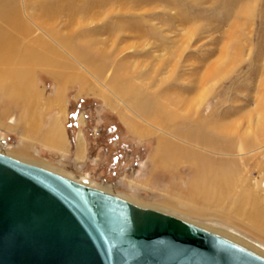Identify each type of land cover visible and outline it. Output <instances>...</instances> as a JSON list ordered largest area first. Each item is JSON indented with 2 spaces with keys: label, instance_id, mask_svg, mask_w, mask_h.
Wrapping results in <instances>:
<instances>
[{
  "label": "rangeland",
  "instance_id": "374dc122",
  "mask_svg": "<svg viewBox=\"0 0 264 264\" xmlns=\"http://www.w3.org/2000/svg\"><path fill=\"white\" fill-rule=\"evenodd\" d=\"M16 4L20 29L12 34L0 20L16 40L11 69L19 75L14 100L7 101L8 85L0 91V152L264 257V0ZM52 134L62 148L43 143ZM213 165L238 170L229 195L213 179L206 196ZM195 182L191 201L202 213L188 204ZM246 191L260 203L246 216L259 236L222 214Z\"/></svg>",
  "mask_w": 264,
  "mask_h": 264
},
{
  "label": "water",
  "instance_id": "95a60500",
  "mask_svg": "<svg viewBox=\"0 0 264 264\" xmlns=\"http://www.w3.org/2000/svg\"><path fill=\"white\" fill-rule=\"evenodd\" d=\"M0 264H264V257L0 153Z\"/></svg>",
  "mask_w": 264,
  "mask_h": 264
},
{
  "label": "bare ground",
  "instance_id": "6f19581e",
  "mask_svg": "<svg viewBox=\"0 0 264 264\" xmlns=\"http://www.w3.org/2000/svg\"><path fill=\"white\" fill-rule=\"evenodd\" d=\"M0 20L3 22V23H8L10 29L12 30V34L14 33L16 27H17V24L19 23V15H18V8H17V4H16V0H0ZM23 25V24H21ZM20 27V26H19ZM18 28V27H17ZM20 29V28H18ZM16 40L14 41L13 37L11 36V34H8L4 28L3 29H0V64H7L9 66V68H4L5 69V72L2 70H0V91L2 89H5V87H7V85L9 86V89L8 92H7V101L10 100V102L12 100L15 99L17 93H18V87L16 86V78L18 79V77H16V74L15 73V68H12L13 66H15V57H16ZM17 66V65H16ZM17 69V68H16ZM3 71V72H2ZM6 75V76H5ZM19 76V75H18ZM19 81V80H18ZM17 81V82H18ZM7 89V88H6ZM19 94V93H18ZM18 98V97H17ZM19 99H20V96H19ZM6 100V99H5ZM53 125V124H52ZM55 125V124H54ZM53 125V126H54ZM58 125V124H57ZM56 125V126H57ZM55 126V127H56ZM55 127H53L55 129ZM57 128V127H56ZM137 128V127H135ZM138 129V128H137ZM136 129V130H137ZM224 130V129H223ZM136 132H142V130L138 129ZM187 134V133H186ZM183 134V136H186V137H189L191 139V137L189 136L190 134ZM63 138H60L59 137H55L52 135H48L46 137H44V144L50 148H62L63 145V142H62ZM26 141V140H25ZM163 146H165L164 148V152H171L173 148H171V146H168L166 143L163 142V144H161V149L163 148ZM241 149H243V146L241 145L240 146ZM29 149V145L24 142V146L20 147L18 150H19V153L22 155L21 158L22 160L27 158V156L25 155L27 153V150ZM1 153V152H0ZM25 153V154H24ZM193 154V153H192ZM184 156L186 154H183ZM19 156V155H18ZM183 156V158H185ZM16 159V158H15ZM30 159V157H29ZM32 159V158H31ZM30 164V163H29ZM32 164V163H31ZM34 165V164H33ZM43 168V167H42ZM207 171V177L209 178V181L208 183L205 185V193H206V196L209 195L208 193V189H207V186H210L211 184V181L213 179L217 180L220 184L222 185H226L228 186V192L225 193L227 195H229L232 191L233 188H236L237 185H238V182L237 180H235V176H237V173H238V170L234 167H225V166H216V165H213L212 167H210L209 169L206 170ZM210 172V173H209ZM213 174L216 176H213ZM213 178H212V177ZM71 179V178H70ZM79 182V181H77ZM82 184H85V185H88V186H91L89 185L87 182H80ZM195 183H192L191 185V192H189V200L191 203H188L190 205V209L193 208V210H197V211H201L202 210V207L199 206L198 204H196V202H193V199L191 201V198L193 197V191L195 190L196 191V188H195ZM217 186V185H216ZM92 187V186H91ZM260 187L262 190H264V181H262L260 183ZM95 188V187H94ZM98 189V188H97ZM216 189V188H215ZM101 190V189H100ZM218 190V189H217ZM197 192V191H196ZM214 192H216L214 190ZM219 193V192H218ZM112 194V193H111ZM115 195V194H114ZM218 195V194H217ZM226 195V196H227ZM120 197V196H119ZM229 196H227L228 198ZM122 198V197H121ZM217 198V196H216ZM226 198V197H224ZM124 199V198H123ZM126 200V199H125ZM179 200V199H178ZM128 201V200H127ZM130 202V201H129ZM133 203V202H131ZM135 204V203H133ZM167 206L171 207L169 204L165 203ZM239 205V209H233V206L234 205ZM135 205H138V204H135ZM140 207H143L141 205H138ZM232 207H230L229 205H227V207L225 206V208H222V214H224L225 216H234L236 219H240L243 221V225L247 226L249 228V230L251 232H253L251 229H250V226H251V223L249 221L248 218H246L247 216V213L249 212H257V210L259 209L258 207L260 206V203L257 202V199L254 195H251L249 193L246 192H240V194H237V197L235 199V202L233 204ZM162 207V206H161ZM262 207V206H261ZM146 208V207H144ZM172 208V207H171ZM199 208V209H198ZM149 209H152V208H149ZM262 209L264 210V208L262 207ZM155 210V209H154ZM158 211V210H157ZM160 211V210H159ZM203 211H201L202 213ZM163 213V212H162ZM167 214V213H166ZM243 214V215H242ZM170 215V214H168ZM172 216V215H171ZM175 217V216H174ZM264 217V216H263ZM178 218V217H177ZM180 219V218H179ZM183 220V219H182ZM185 221V220H184ZM188 222V221H187ZM191 223V222H189ZM193 224V223H192ZM196 225V224H194ZM198 226V225H197ZM201 227V226H199ZM244 227V226H243ZM252 227V226H251ZM203 228V227H201ZM205 229V228H203ZM259 229L261 231L262 234L260 235L261 238H264V226L263 227H259ZM207 230V229H206ZM209 231V230H208ZM212 232V231H211ZM237 232V231H236ZM214 233V232H213ZM254 233V232H253ZM217 234V233H216ZM256 234V236H259L257 233H254ZM219 235V234H218ZM222 236V235H221ZM224 237V236H223ZM228 239V238H227ZM264 240V239H263ZM242 246V245H241ZM244 247V246H243ZM246 248V247H245ZM248 249V248H247ZM250 250V249H249ZM252 251V250H251ZM254 252V251H253ZM257 254V253H256ZM259 255V254H258ZM261 256V255H260ZM263 257V256H262Z\"/></svg>",
  "mask_w": 264,
  "mask_h": 264
}]
</instances>
